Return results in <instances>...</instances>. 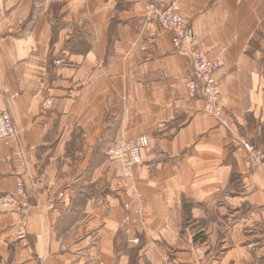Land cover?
I'll use <instances>...</instances> for the list:
<instances>
[{
  "label": "crops",
  "instance_id": "0c3cea01",
  "mask_svg": "<svg viewBox=\"0 0 264 264\" xmlns=\"http://www.w3.org/2000/svg\"><path fill=\"white\" fill-rule=\"evenodd\" d=\"M178 1L224 61L219 119L190 97L188 57L144 2L0 0V107L18 132L0 139V196L20 176L31 194L30 248L22 216L0 208V264H264V170L235 147L264 152V0ZM140 135L128 179L107 152ZM41 175L65 192L53 209Z\"/></svg>",
  "mask_w": 264,
  "mask_h": 264
},
{
  "label": "built area",
  "instance_id": "2783aa9c",
  "mask_svg": "<svg viewBox=\"0 0 264 264\" xmlns=\"http://www.w3.org/2000/svg\"><path fill=\"white\" fill-rule=\"evenodd\" d=\"M146 5V16L150 20L157 21L161 26L172 32V42L175 49L188 57L189 72L183 76L182 80L192 98H200L204 103V111L208 114L221 118L224 112L222 105V94L219 84L214 80V74L224 66L221 59L211 60L207 53L200 48L199 40L190 24V19L186 10L180 5L178 0L168 2L167 0H140ZM22 23V20H19ZM10 21L6 17L4 10L0 9V30H3ZM10 31L13 29L10 27ZM57 64H62V59L56 60ZM51 104V100L47 101ZM0 139L17 141L18 132L14 123L11 111L8 107H0ZM150 144L147 135H140L135 138H119L108 149L107 158L110 162L120 164L123 175L131 179L133 177L134 166L142 161L143 150ZM235 147L239 151L247 153L248 161L256 168L264 170V152L245 140L236 139ZM22 165L26 164L27 157L24 151L18 152L15 158ZM44 183L45 190L49 194L48 208L53 209L57 203L65 197V192L52 194L53 182L45 176L39 177ZM31 194L25 186L22 176L18 177L16 189L13 193L0 196V208L4 212H17L22 218L17 225L20 241L30 248L27 232V214L31 203ZM127 215L124 222H130L132 216L140 212L139 209L125 205ZM136 238L133 242L137 243Z\"/></svg>",
  "mask_w": 264,
  "mask_h": 264
}]
</instances>
